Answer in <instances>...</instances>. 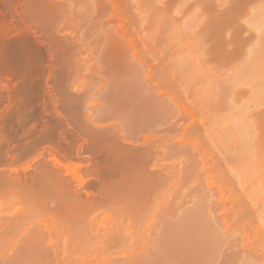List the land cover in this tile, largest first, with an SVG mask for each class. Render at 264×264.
Here are the masks:
<instances>
[{
    "label": "rangeland",
    "instance_id": "374dc122",
    "mask_svg": "<svg viewBox=\"0 0 264 264\" xmlns=\"http://www.w3.org/2000/svg\"><path fill=\"white\" fill-rule=\"evenodd\" d=\"M0 264H264V0H0Z\"/></svg>",
    "mask_w": 264,
    "mask_h": 264
},
{
    "label": "bare ground",
    "instance_id": "6f19581e",
    "mask_svg": "<svg viewBox=\"0 0 264 264\" xmlns=\"http://www.w3.org/2000/svg\"><path fill=\"white\" fill-rule=\"evenodd\" d=\"M233 10H235V9H233ZM235 12V11H234Z\"/></svg>",
    "mask_w": 264,
    "mask_h": 264
}]
</instances>
